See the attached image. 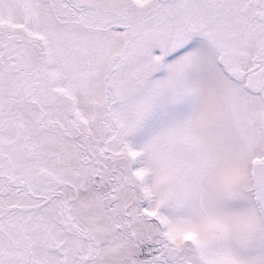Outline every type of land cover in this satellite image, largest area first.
Returning <instances> with one entry per match:
<instances>
[{
  "label": "snow or ice",
  "instance_id": "1",
  "mask_svg": "<svg viewBox=\"0 0 264 264\" xmlns=\"http://www.w3.org/2000/svg\"><path fill=\"white\" fill-rule=\"evenodd\" d=\"M0 264H264V0H0Z\"/></svg>",
  "mask_w": 264,
  "mask_h": 264
}]
</instances>
